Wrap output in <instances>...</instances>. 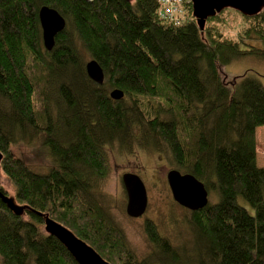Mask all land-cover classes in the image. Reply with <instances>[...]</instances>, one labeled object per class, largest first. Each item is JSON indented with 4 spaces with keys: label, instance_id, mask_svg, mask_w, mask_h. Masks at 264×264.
<instances>
[{
    "label": "trees",
    "instance_id": "obj_1",
    "mask_svg": "<svg viewBox=\"0 0 264 264\" xmlns=\"http://www.w3.org/2000/svg\"><path fill=\"white\" fill-rule=\"evenodd\" d=\"M42 5L65 19L49 50ZM160 8L158 0H0V172L18 203L48 213L111 264H264V166L255 158L264 85L251 72L228 80L221 71L238 57L264 59V7L252 16L224 8L202 30L190 1L177 24ZM229 11L243 22L233 34L224 26ZM86 55L101 66L102 83L87 75ZM113 88L121 98L110 97ZM36 142L44 172L31 168L21 145ZM112 144L163 151L173 168L216 192L217 201L190 210L193 256L149 219L154 252L137 259L129 249L92 194ZM0 264L77 263L41 216L13 214L0 200Z\"/></svg>",
    "mask_w": 264,
    "mask_h": 264
},
{
    "label": "rangeland",
    "instance_id": "obj_2",
    "mask_svg": "<svg viewBox=\"0 0 264 264\" xmlns=\"http://www.w3.org/2000/svg\"><path fill=\"white\" fill-rule=\"evenodd\" d=\"M223 17L224 26L228 28V32L231 31L230 34L235 33L243 23L240 15L234 11L225 12ZM251 43L255 44V42ZM88 58L86 55L84 61ZM221 71L228 80L230 77L251 72L264 85V59L255 55L235 58L224 65ZM21 145L26 151L31 168L44 172L47 157L39 149V144L36 142L34 147L31 146L34 149H31L27 143H21ZM121 150L115 144L109 147V170L101 185L95 188L92 194L112 223L122 232L129 249L137 259H142L154 252V245L149 241L144 230V222L149 219L155 224L161 236L166 237L175 247L193 256L194 239L189 225L190 210L172 199L166 182L167 170L174 167L168 154L163 151H153L147 147ZM255 158L258 166H264V125L255 128ZM124 172L137 173L144 183L147 205L144 213L139 217L128 216L125 212L126 192L121 181V175ZM0 182L8 191L11 190L8 179L2 173H0ZM208 201H217L216 192H208ZM239 202L251 211L243 198L239 197ZM154 260L156 264H164L158 259Z\"/></svg>",
    "mask_w": 264,
    "mask_h": 264
},
{
    "label": "water",
    "instance_id": "obj_3",
    "mask_svg": "<svg viewBox=\"0 0 264 264\" xmlns=\"http://www.w3.org/2000/svg\"><path fill=\"white\" fill-rule=\"evenodd\" d=\"M192 15L200 30L203 29L207 17L214 16L224 8H232L238 12L252 16L264 7V0H189ZM38 20L41 28V40L45 49L49 50L54 43V36L63 29L64 17L55 9L46 5L38 9ZM87 75L95 82L102 83L104 74L101 66L94 58H88L85 63ZM113 99L121 98L123 91L113 88L109 91ZM2 152L0 151V160ZM1 173V172H0ZM172 199L179 205L195 210L208 202V191L204 184L188 172H180L170 168L166 172ZM121 181L126 192L125 212L128 216H141L147 205V193L143 181L134 172H124ZM0 200L16 215H21L25 210L32 211L42 217L43 230L55 237L70 253L77 264H111L88 243L76 236L72 230L62 223L51 218L48 213L31 209L27 204L18 203L11 191L3 192L0 188Z\"/></svg>",
    "mask_w": 264,
    "mask_h": 264
},
{
    "label": "built area",
    "instance_id": "obj_4",
    "mask_svg": "<svg viewBox=\"0 0 264 264\" xmlns=\"http://www.w3.org/2000/svg\"><path fill=\"white\" fill-rule=\"evenodd\" d=\"M161 8L158 14L161 18L171 21L175 24L179 23L183 19L182 4L185 0H158ZM189 1V0H186Z\"/></svg>",
    "mask_w": 264,
    "mask_h": 264
}]
</instances>
